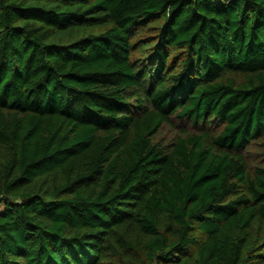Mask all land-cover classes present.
Masks as SVG:
<instances>
[{
	"label": "trees",
	"instance_id": "1",
	"mask_svg": "<svg viewBox=\"0 0 264 264\" xmlns=\"http://www.w3.org/2000/svg\"><path fill=\"white\" fill-rule=\"evenodd\" d=\"M0 264H264V0H0Z\"/></svg>",
	"mask_w": 264,
	"mask_h": 264
},
{
	"label": "rangeland",
	"instance_id": "2",
	"mask_svg": "<svg viewBox=\"0 0 264 264\" xmlns=\"http://www.w3.org/2000/svg\"><path fill=\"white\" fill-rule=\"evenodd\" d=\"M223 1H225V0H223ZM223 2H221V4H222Z\"/></svg>",
	"mask_w": 264,
	"mask_h": 264
}]
</instances>
